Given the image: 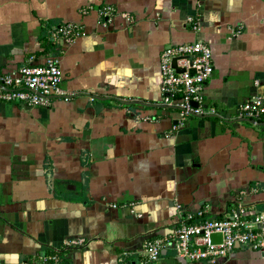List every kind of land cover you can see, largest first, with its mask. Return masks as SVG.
<instances>
[{
  "label": "crops",
  "instance_id": "obj_1",
  "mask_svg": "<svg viewBox=\"0 0 264 264\" xmlns=\"http://www.w3.org/2000/svg\"><path fill=\"white\" fill-rule=\"evenodd\" d=\"M107 6L116 14L101 26ZM65 23L84 34L59 50ZM195 40L212 52L208 114L177 125L158 107L159 54ZM48 56L59 58L63 98L0 102V264H38L44 248L80 237L62 264H142L144 244L173 233L184 211L264 214V121L236 117L264 96V0H0V72ZM112 97L122 106L104 103ZM152 264H264V252L184 263L167 246Z\"/></svg>",
  "mask_w": 264,
  "mask_h": 264
},
{
  "label": "built area",
  "instance_id": "obj_2",
  "mask_svg": "<svg viewBox=\"0 0 264 264\" xmlns=\"http://www.w3.org/2000/svg\"><path fill=\"white\" fill-rule=\"evenodd\" d=\"M115 14L116 10L112 6L103 8L98 12V24L106 26ZM121 16L128 23L133 22L129 13H121ZM186 22L193 32H199V19L187 17ZM83 34L80 25L65 23L55 29L54 38L63 46ZM173 60L175 67L172 66ZM34 61L31 58L30 64L0 72L1 103L28 109L48 108L54 99L64 97L59 58L48 56L41 63ZM158 68L161 93L158 106L167 113L177 114V125L208 114L204 89L212 76L214 65L207 43L195 40L162 49ZM177 69H182V72ZM210 113L215 114L214 110ZM236 117L255 123L264 118V96H255L242 103L236 110ZM172 130H176V125L172 126ZM177 210L181 211V207L177 206ZM212 234H220V242L212 243ZM84 246L82 237L66 240L60 249L53 250V254L39 257L38 264H61L59 253ZM167 246L175 250L176 260L184 263H216L240 247L264 252V214L247 211L243 206H237L222 216L215 214L210 205H204L196 211H184L173 233L144 244L141 250L142 264L157 262Z\"/></svg>",
  "mask_w": 264,
  "mask_h": 264
},
{
  "label": "trees",
  "instance_id": "obj_3",
  "mask_svg": "<svg viewBox=\"0 0 264 264\" xmlns=\"http://www.w3.org/2000/svg\"><path fill=\"white\" fill-rule=\"evenodd\" d=\"M57 46L59 47V44H57ZM56 46V49L58 48ZM52 49H55L54 48V46H53V42H47L46 44H43V53H48L50 50H52ZM59 50H60V47L58 48ZM111 101H113L115 104H117V105H119V106H122V102H123V99H121V98H114V97H112V98H110L108 101H106V102H104V103H106V104H109ZM127 102V101H126ZM16 105V104H15ZM128 107H131V106H128ZM159 107V106H158ZM262 121H264V118H262V119H260V120H258V122L257 123H261ZM43 251L44 252H42V254L45 256V255H51V254H53V250H51V249H48V248H44L43 249ZM58 256L60 257V261H61V264H62V262H63V256H64V252H61V253H59L58 254Z\"/></svg>",
  "mask_w": 264,
  "mask_h": 264
},
{
  "label": "water",
  "instance_id": "obj_4",
  "mask_svg": "<svg viewBox=\"0 0 264 264\" xmlns=\"http://www.w3.org/2000/svg\"><path fill=\"white\" fill-rule=\"evenodd\" d=\"M172 66L175 67V60L172 61ZM178 72H182V69H177ZM126 104H132V103H126ZM149 106V105H147ZM151 106V105H150ZM195 106V105H194ZM239 122H247V123H251V124H254L256 125V123L254 121H251V120H248V119H240L238 120ZM210 240L212 243H217V242H220L221 240V235L220 234H212L210 236ZM237 247V245H236ZM163 254V253H162Z\"/></svg>",
  "mask_w": 264,
  "mask_h": 264
},
{
  "label": "rangeland",
  "instance_id": "obj_5",
  "mask_svg": "<svg viewBox=\"0 0 264 264\" xmlns=\"http://www.w3.org/2000/svg\"><path fill=\"white\" fill-rule=\"evenodd\" d=\"M84 12V11H83ZM133 21H135V18H134V20ZM60 47V46H59Z\"/></svg>",
  "mask_w": 264,
  "mask_h": 264
}]
</instances>
